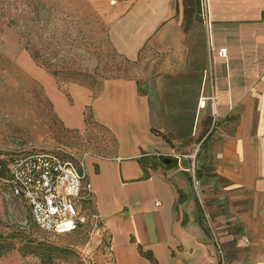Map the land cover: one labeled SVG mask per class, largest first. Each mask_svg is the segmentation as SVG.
<instances>
[{"label": "crops", "instance_id": "crops-1", "mask_svg": "<svg viewBox=\"0 0 264 264\" xmlns=\"http://www.w3.org/2000/svg\"><path fill=\"white\" fill-rule=\"evenodd\" d=\"M115 4L133 77L64 89L22 67L61 123L115 142L80 162L116 264H264V0H209V20L202 0Z\"/></svg>", "mask_w": 264, "mask_h": 264}, {"label": "rangeland", "instance_id": "rangeland-1", "mask_svg": "<svg viewBox=\"0 0 264 264\" xmlns=\"http://www.w3.org/2000/svg\"><path fill=\"white\" fill-rule=\"evenodd\" d=\"M118 1L124 0H0V236L24 234L33 253L24 256L20 249L27 241L17 240L0 264H116L100 223L62 236L41 231L27 204L12 196L7 168L13 155L28 150L74 162L113 150L111 135L93 122L61 123L22 64L34 62L64 89L70 83L96 89L109 78L133 77L135 63L118 54L109 38Z\"/></svg>", "mask_w": 264, "mask_h": 264}, {"label": "built area", "instance_id": "built-area-1", "mask_svg": "<svg viewBox=\"0 0 264 264\" xmlns=\"http://www.w3.org/2000/svg\"><path fill=\"white\" fill-rule=\"evenodd\" d=\"M202 9L209 20V0H202ZM8 184L12 196L27 204L33 222L44 233L67 235L98 224L93 185L83 162L52 151H23L9 161Z\"/></svg>", "mask_w": 264, "mask_h": 264}, {"label": "trees", "instance_id": "trees-1", "mask_svg": "<svg viewBox=\"0 0 264 264\" xmlns=\"http://www.w3.org/2000/svg\"><path fill=\"white\" fill-rule=\"evenodd\" d=\"M7 174H8V171H7ZM28 209H29V207H28ZM29 211H30V209H29ZM30 215H31V213H30ZM21 233H23V232H21ZM47 235H55V234H47ZM59 236H62V235H59ZM26 238L27 237L24 234L19 235V232H18V234H14V233L9 234L8 233L6 235H1L0 236V255L8 253L12 248H14L17 240H23V239H25L27 242L25 243V246L20 249V251L22 252V254L24 256L29 255V254H33L32 249L28 248V246H30V244Z\"/></svg>", "mask_w": 264, "mask_h": 264}]
</instances>
